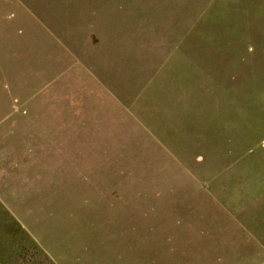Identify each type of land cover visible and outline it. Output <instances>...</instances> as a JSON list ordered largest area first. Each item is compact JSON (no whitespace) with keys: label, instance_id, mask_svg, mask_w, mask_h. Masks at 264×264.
<instances>
[{"label":"rangeland","instance_id":"1","mask_svg":"<svg viewBox=\"0 0 264 264\" xmlns=\"http://www.w3.org/2000/svg\"><path fill=\"white\" fill-rule=\"evenodd\" d=\"M0 224L5 264H264V0H0Z\"/></svg>","mask_w":264,"mask_h":264},{"label":"crops","instance_id":"2","mask_svg":"<svg viewBox=\"0 0 264 264\" xmlns=\"http://www.w3.org/2000/svg\"><path fill=\"white\" fill-rule=\"evenodd\" d=\"M0 225H4V224H0ZM8 247H13V243L8 246L6 240L0 239V253H3V256H5L4 253H6ZM1 256H2V254H0V258H1ZM2 258H5V257H2ZM1 263L5 264L4 262H1Z\"/></svg>","mask_w":264,"mask_h":264}]
</instances>
